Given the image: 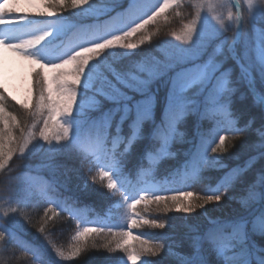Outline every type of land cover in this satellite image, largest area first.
<instances>
[{"label": "snow or ice", "instance_id": "snow-or-ice-1", "mask_svg": "<svg viewBox=\"0 0 264 264\" xmlns=\"http://www.w3.org/2000/svg\"><path fill=\"white\" fill-rule=\"evenodd\" d=\"M23 2L28 7H20V0L0 3V29L5 30L0 51L11 50L38 66L29 99L21 105L24 120L6 110L10 98L0 84V172H16L0 192L7 205L0 204V220H26V209L47 205L38 232L61 264L89 247L87 237L104 233L112 239L91 247L122 251L118 264H264V0ZM184 7L191 9L190 18L172 33L179 43L163 40L147 55L137 52L152 39L150 25L170 9ZM69 8V13H87L94 23L68 20L63 13ZM36 17L54 20L39 27ZM70 33L78 42L68 46ZM136 36L138 41L132 39ZM53 39L52 46L64 50L58 59L45 60L42 51ZM237 101L246 107L238 108ZM249 110L258 115L249 116ZM230 140L247 142L233 162L222 155L229 153ZM178 141L190 145L186 159L163 184L178 180L202 187L168 196L161 194L169 189L160 186L153 168ZM68 161L81 167L74 169ZM72 171L82 180L81 195L68 197L60 188H68ZM44 172L53 179L37 181ZM210 173L219 178L209 182ZM88 177L93 183L107 181L111 196L119 197L125 223L84 227L66 255L44 225L64 213L80 219L81 197L94 192ZM222 201L234 202L235 214L209 217L188 234L183 251L159 242L164 231L134 232L170 227L163 219L142 217L139 205L148 212L154 204L164 214L203 209L201 215L208 216L206 206ZM10 247L41 264L23 234L0 228V259Z\"/></svg>", "mask_w": 264, "mask_h": 264}, {"label": "rangeland", "instance_id": "rangeland-1", "mask_svg": "<svg viewBox=\"0 0 264 264\" xmlns=\"http://www.w3.org/2000/svg\"><path fill=\"white\" fill-rule=\"evenodd\" d=\"M191 9L184 7L181 9H175L172 11L171 9L166 14V16H162L159 18L158 22L150 25L148 27V33L152 36L151 41H146L144 45L137 49L141 55H147L149 52L155 51V46L158 42L163 40L173 41L175 43H179L175 41L172 36L173 32H179L183 26V23H186L190 18ZM176 13H180L177 15ZM5 31L4 29H0V32ZM134 41L139 40V36L132 38ZM123 51V50H120ZM63 52V51H62ZM62 52L58 54H50L46 48L42 51V56L45 60H55L58 59ZM38 69L37 65L31 64L28 61L22 59L17 54L13 53L11 50H2L0 51V84H2L7 89V95L9 98L16 103L21 109V105L25 100L29 99V90L32 86L33 76L32 73ZM51 75V74H49ZM14 98V99H12ZM25 111V110H24ZM81 167V166H80ZM84 170H87V165L84 166ZM96 174V170H93V175ZM36 179V178H35ZM88 181H90L94 186H98L100 192L102 190H106L109 193V190L106 188L107 181L93 183L91 178L88 177ZM202 186H195L191 190L194 193L199 191V188ZM110 194V193H109ZM161 194H165L171 196L176 194V191L169 190L167 192H162ZM111 195V194H110ZM115 198L113 208L115 210L114 213V221L108 222V215L104 217L105 219H97L86 221L84 219H79L76 221L75 226L68 228L64 226L61 230L58 231H49L46 232L48 238L56 245L57 248L65 251V254H70L71 250L77 243L73 237L76 235L77 231H82L84 227H101L107 224H112L115 222L125 223L123 219L124 209L119 205V197L113 196ZM0 204H3L6 208L7 205L4 204L3 201H0ZM152 211L145 212L144 206L139 205L138 211L140 215L144 218L152 219V218H160L165 220L170 227H166L164 230H151L148 229L147 226L134 230L135 233L138 234L141 229H147L151 231H172V232H186L193 230L197 225L206 224L209 217L212 216H230L235 214L237 211L236 205L234 202H221L220 206L215 205H207L208 208V216L201 215L204 211L203 209H197L196 212L191 214H184L176 211H171L167 214L163 212L156 211L155 205L148 206ZM165 217V218H164ZM167 217V218H166ZM22 220L18 219L15 216H10L7 221L0 220V227L6 230L11 229L16 232L22 231L23 224ZM24 229V228H23ZM26 231V230H25ZM34 238H36L35 243L37 244V250L40 251L42 255H44L50 262L53 264H61L51 248L45 243L43 236L41 234L34 235L31 234ZM110 240V237L107 233L104 234H93L86 238V242L89 244L91 241H100L104 239ZM114 247V244H113ZM110 255L113 258L118 259L119 257L124 256V253L120 250H116L114 252H110ZM81 256V255H80ZM79 256V257H80ZM79 257L73 258L70 261H64L63 264H78Z\"/></svg>", "mask_w": 264, "mask_h": 264}, {"label": "trees", "instance_id": "trees-1", "mask_svg": "<svg viewBox=\"0 0 264 264\" xmlns=\"http://www.w3.org/2000/svg\"><path fill=\"white\" fill-rule=\"evenodd\" d=\"M10 3H15L16 0H9ZM20 7H28L26 3L23 2V0H20ZM73 11L72 9H68L64 11L63 15L68 19L76 22H84L85 24H93L94 21L88 16L87 13L84 14H78V13H69ZM29 15H33L32 13H29ZM37 20L42 21L39 27H43L47 23H52L54 18H42V17H36ZM78 39L75 37L72 33L69 34L68 39L66 40V44L72 43L73 40ZM54 39L47 42L46 47L50 50V53H57L61 50L63 47L61 46H55ZM160 95H163V90H161ZM237 107L240 109H244L246 105L243 101H237ZM6 110L11 112L12 114L17 116L18 120H24L27 117V113L21 109L16 103H14L11 99H9V102L6 105ZM248 115H258L255 110H249ZM259 122V121H258ZM230 146L229 147V153H232L229 155V153H223L224 156L223 159H225L228 162H233V157L236 155H240L244 153L246 150V141L240 142L239 140H230L229 141ZM190 147L189 144H187L184 141H178L175 143L171 148V155L168 157L162 159L157 165L153 168V173L155 175V179L157 181H160V185H166L163 184L164 178L168 175L169 172L175 170L177 167L180 166V164L186 159L184 156V153L186 150ZM17 164L20 163V161H16ZM135 164V161L132 162ZM145 168L147 169L148 161L145 162ZM68 164L72 168H80V164L78 162L74 161H68ZM135 173L138 178L141 177L142 170L137 168L135 169ZM16 176L15 170L12 172H0V192L3 191L5 182L14 179ZM216 176V179H218V175L215 173H210L208 180L209 182L211 179ZM38 179H53L52 176H50L47 172H44L41 174V176H37ZM56 179H58L61 183L65 181V177L62 173H58L56 176ZM90 180V179H88ZM68 188L64 189L63 187L60 188V192L64 196L72 197V196H80V187L82 185V180L79 178V175L76 171H72L68 173ZM88 183L92 186L94 192L88 196V197H81V200L77 206V212L81 216H86L87 218H94L98 215L104 214L106 211L110 210L113 211L112 205L114 202V198L110 196L108 191L102 190L100 192V189L98 186H94L90 181ZM214 183V181H213ZM170 185H177L183 187L185 184L180 183L178 180L175 183L168 184ZM48 207L47 205L41 206L39 208H28L26 209L27 213V219L21 221L23 224L22 231H20L21 234L25 236V239H27L30 242H33L36 240L31 234L38 235L40 234L38 232V228L41 225L42 219L44 217V210ZM54 207V206H53ZM59 212V209L56 210ZM49 216H52V213L49 212ZM165 218V217H164ZM167 218V217H166ZM74 225L73 219L67 215V213L53 216L52 219L48 220L47 223L44 225L46 228V232L49 231H58L61 230L62 227L67 226L68 228H71ZM205 224L197 225V227H203ZM26 230V231H25ZM166 233L165 239L162 241H159L160 243H167L169 247H172L178 251H183L186 248V242H187V236L190 232H172V231H164ZM107 240H100V241H94V243L97 246H100L104 243H106ZM93 242L91 241L88 245L89 247L86 248L79 257L80 259L78 261L79 264H117V261L113 258H107L108 251L102 247L99 248V251L97 249H94L91 247V244ZM184 244V248H181L180 245ZM14 253V255H13ZM0 264H37L36 261H34V258L31 255H26L22 251L16 249L15 247H10L9 251L5 254L3 259H0ZM41 264H47V262L41 263ZM158 264H163V262H158Z\"/></svg>", "mask_w": 264, "mask_h": 264}]
</instances>
